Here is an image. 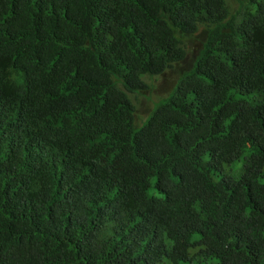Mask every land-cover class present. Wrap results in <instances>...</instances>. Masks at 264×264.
I'll list each match as a JSON object with an SVG mask.
<instances>
[{
  "label": "trees",
  "instance_id": "1",
  "mask_svg": "<svg viewBox=\"0 0 264 264\" xmlns=\"http://www.w3.org/2000/svg\"><path fill=\"white\" fill-rule=\"evenodd\" d=\"M0 264H264V0H0Z\"/></svg>",
  "mask_w": 264,
  "mask_h": 264
},
{
  "label": "rangeland",
  "instance_id": "2",
  "mask_svg": "<svg viewBox=\"0 0 264 264\" xmlns=\"http://www.w3.org/2000/svg\"><path fill=\"white\" fill-rule=\"evenodd\" d=\"M143 79L149 85V89L144 96H137L130 94L135 104V115L137 123H140L148 115L149 111L153 107L154 100L164 96L168 91L171 90L175 83L174 77L171 75H160V76H144ZM156 105V104H155ZM195 248V239L193 237H186L180 240L178 243V249L190 256Z\"/></svg>",
  "mask_w": 264,
  "mask_h": 264
}]
</instances>
